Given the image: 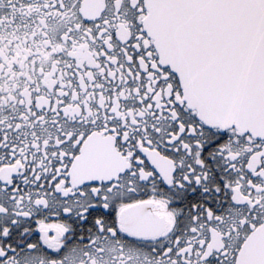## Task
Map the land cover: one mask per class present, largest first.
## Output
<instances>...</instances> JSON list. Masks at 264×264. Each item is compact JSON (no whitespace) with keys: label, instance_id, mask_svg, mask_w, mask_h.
<instances>
[{"label":"snow or ice","instance_id":"6c2138e0","mask_svg":"<svg viewBox=\"0 0 264 264\" xmlns=\"http://www.w3.org/2000/svg\"><path fill=\"white\" fill-rule=\"evenodd\" d=\"M0 264H264V0H0Z\"/></svg>","mask_w":264,"mask_h":264}]
</instances>
